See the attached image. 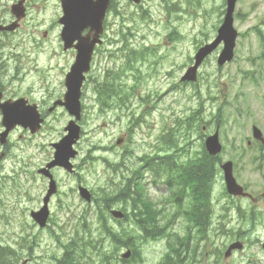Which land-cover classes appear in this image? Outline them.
Listing matches in <instances>:
<instances>
[{
	"label": "rangeland",
	"instance_id": "obj_1",
	"mask_svg": "<svg viewBox=\"0 0 264 264\" xmlns=\"http://www.w3.org/2000/svg\"><path fill=\"white\" fill-rule=\"evenodd\" d=\"M51 1L59 9L58 0ZM224 1L145 0L143 11H139L127 0H114L116 9L120 13L109 12L106 32L123 26L125 30L120 32L129 35L127 37L130 40L128 46L135 56L146 45L157 49L150 50L142 59L148 60L149 64L156 65L160 74L155 79L145 78L138 84V88L143 90L141 93H137V103H135V105L137 104V129L128 127L131 121L127 114L117 117L116 113L110 115L96 113L97 107L93 104L90 94L91 84H88L84 93V133L78 142L82 150L78 157H82L87 151L89 166L85 169L84 174L81 172L82 178L79 175H67L60 169L54 172L59 184L60 195L57 192L52 198L50 210L53 216L52 229H56L57 235H64L57 230L62 226H53L61 223V211H66L67 204L70 209H73V203L78 202L74 194H68L66 199L61 196L62 193H67L68 188L83 181L94 191V194L100 195V197L113 194L121 180L131 177L137 171L140 164L139 158L143 156L141 148L150 150V147H147L148 143L154 142L155 136L162 138L165 133H172L171 123L174 121V116L185 117L193 110L196 112V120L193 122L192 129L179 130L176 135V137L185 136L187 131H190L189 140L192 142L189 145L190 157L197 156L201 150L199 126L207 123L209 130L219 127V135L223 144V152L219 157L225 160L226 154H229L239 158L235 174L250 189L256 191L262 184L264 181V146L253 145L252 148L242 151L236 149L239 147V142L235 147L233 136L237 132L241 137L242 146L246 147L245 139L250 138V128L253 124L257 125L264 134V107L256 101L258 95L263 91L264 82L252 85L250 79L253 78L257 81V74L264 73V47L260 43L264 37V0H239L236 3L233 26L237 31V38L231 62L217 67L216 58L220 47L201 65L196 83H189L184 88L175 87L169 90L172 84L176 86L180 82L179 76L190 64L196 49L204 41L211 40L215 36L218 27L215 25L222 19ZM37 2L39 0H35V4ZM172 4L175 5L171 10ZM50 8L57 11L54 7ZM32 13H35V10ZM45 29L51 30L47 24H32L31 18H27L22 29L15 36H1L0 43L1 40H4L9 43L21 44L22 41L28 40L27 44L30 48L27 49L32 50L30 56L33 57L39 47V45H34L33 40L41 37ZM254 31L259 32L258 36ZM56 39L57 37H55ZM40 43L44 48L51 49L56 41L54 42L49 36ZM33 47L35 48L33 49ZM114 48L113 45H106L107 50ZM70 53L61 56L57 63L54 59L48 72L39 69V72L22 78L23 81L20 79L10 82L13 85L6 83L4 86L0 83V88L5 90L3 96L10 97L21 94L31 98L33 88L40 86L36 89V98H41L43 108L47 109L61 93V86L57 82L58 73L65 71L70 64ZM24 63L27 67L25 70L27 74L34 72L33 67L41 65V62L30 59H26ZM100 65L111 66L112 63L103 60ZM256 65L260 66L256 72H253ZM145 66L142 67V72L146 70ZM0 69L2 68L0 67ZM167 70L169 74L173 75L172 77H167L165 74ZM145 75H149V73ZM32 79L35 80L33 88L24 90L20 87ZM128 81H132V78H129ZM46 82H51L55 86L52 91L41 86ZM169 108L172 110H168ZM167 112L169 113L167 114ZM167 116L171 119H167ZM67 119L68 116L61 109L49 115L36 141L47 142L57 136ZM144 131L147 136L142 134ZM21 138L22 135L16 129L10 134L9 144L6 148L0 145V151L4 152V162L0 168V244H9L19 229L23 230L24 240H29L37 235L28 213L40 206L47 185L46 180L36 173V169L47 158L49 151L45 145L42 146L40 156L34 161L28 157L27 147H17L16 141ZM171 138H173L172 135ZM117 140L120 143H117ZM159 144V148H164L163 144ZM125 151L130 152L131 163L122 162ZM178 156V161L183 163L180 155ZM75 163L78 164L77 169L80 170L79 159ZM122 165H127L129 169H120ZM161 172L163 174V171ZM139 173L144 175L142 182L146 187L147 196L152 202V211L156 216H159L160 232L155 233V238H144L138 225L137 229L131 222L119 225L109 214L106 223L112 233H116V231L120 233V227H124L126 232L132 234L134 242L137 244V258H134L132 264H160L165 255L172 251V246L164 243L166 238L158 240L157 237L164 233L165 224L172 218L173 208L169 206L167 191L153 188L148 183L151 177L150 173L143 172V170H140ZM171 175L177 176L174 172ZM159 184L161 183L159 182ZM210 186L214 204V221L228 210L238 209L242 213L250 206L247 202L227 200L222 191L223 183L220 173L214 175ZM181 200L185 207L188 203L187 198L183 197ZM60 202H62L61 205ZM115 205V207L125 209L128 214H131L130 208L123 201L119 200ZM91 217L94 220V216ZM241 221L245 225L238 221L233 226V231L222 234V242L233 237H241L246 242V253L249 255L237 254L235 258L226 260L223 258L221 246L214 247L207 243L201 247L200 258L196 259V264H239L237 260L253 257L252 250L258 246L259 238L264 236V225H251L250 218H242ZM184 225L181 217L172 222V228H174L172 230L175 234L171 236V239L174 247L182 250L180 257L177 249L173 252L171 259L173 264H187L185 260L190 257V253H194L193 246L185 249L187 239H184L186 233ZM240 227H243L242 229L246 232L239 233L238 228ZM90 228L97 234L99 233L97 223L91 224ZM67 233V236H71L72 231L69 229ZM194 236L209 240L208 235L204 233L195 232ZM17 237L20 238L21 234H18ZM40 239L44 244H49V248H55L56 245L50 238L48 230L40 234ZM101 242L105 246L108 245L104 239H101ZM191 244L193 243L190 242L189 245ZM6 248L9 256L22 253L21 251L15 254L9 247ZM126 249L129 248L123 246L120 252L117 249V256L125 252ZM178 257L182 262L178 261ZM262 257L264 258V254ZM30 264H35V261Z\"/></svg>",
	"mask_w": 264,
	"mask_h": 264
},
{
	"label": "water",
	"instance_id": "obj_2",
	"mask_svg": "<svg viewBox=\"0 0 264 264\" xmlns=\"http://www.w3.org/2000/svg\"><path fill=\"white\" fill-rule=\"evenodd\" d=\"M109 0H61L62 7L64 11V18L70 23H66V28L63 30V38L65 41L71 42L74 37H77L79 42V54L75 65L72 67V71L68 76L67 85L69 88V93L72 96L69 101V109L71 112L78 111V106L76 102L77 89L81 80V71L87 69L88 57L92 46L97 42L98 34L101 32V21L104 16L105 9L108 5ZM138 2L139 0H133ZM236 0H227V11L224 18V22L218 29V35L215 40L207 44L196 52L194 58V64L190 66L185 75L181 78L182 80L193 81L196 79V70L199 66L201 60L211 52L221 41L224 43L220 55L218 57V64H223L232 58L234 41L236 37V32L232 27V12L234 9V4ZM90 26V30L94 31V36L92 39L81 38L79 36L80 31L86 27ZM3 124L6 126V130H9L16 122L21 118V114L8 108H3ZM76 136V129L72 127L70 132V137ZM206 149L209 153L215 154L220 151V145L217 140V135L207 137L205 141ZM230 163L227 162L223 165L224 177L226 181L227 190L232 194H242V188L236 183L235 179L231 174ZM112 215L114 217H121L123 214L120 211L112 210ZM33 218L43 226L45 223L46 212L41 210L38 213L32 214ZM232 247L240 246L233 245Z\"/></svg>",
	"mask_w": 264,
	"mask_h": 264
},
{
	"label": "flooded vegetation",
	"instance_id": "obj_3",
	"mask_svg": "<svg viewBox=\"0 0 264 264\" xmlns=\"http://www.w3.org/2000/svg\"><path fill=\"white\" fill-rule=\"evenodd\" d=\"M0 7V25L3 26V28H0V34L3 36L12 35L16 32V30L22 28L26 22L28 14L32 13L37 8L35 0H0ZM2 54L5 55L4 52H2ZM48 90L51 91L50 87ZM17 96L33 100V97L30 98L21 94ZM17 96H10L7 97V99L15 98ZM1 100H3V98L0 96V101ZM200 181L204 182V179L200 178ZM202 189H204L203 195L207 196L208 198V205L204 209L200 219L195 222V232L208 235L209 240L207 241L205 238L194 236L192 244L194 253H190V257L185 260L187 264H196V259L200 258L201 247L205 246L207 243L214 247L221 246L223 249L224 259L227 260L235 257V251L230 252V257H226L225 252L231 244L235 243L234 241L243 240V238L233 237L228 241L222 242V234L233 231V226L236 225L238 221L242 225H245L244 222L241 221L242 218H250L251 225H264V197L259 191L254 194V190L247 188L252 192L251 200L253 201V204L249 203L250 206H248L247 209H245L242 213L239 212L238 209L228 210L221 214L218 219L214 221L215 218L213 217L214 204L212 202V193L207 192L206 185H203ZM242 228L243 227L238 228V232L243 234L246 231ZM244 246L245 248L242 251H239V254L249 255L246 253V242ZM252 252L254 253L253 257L242 258L237 260V262L239 264H264V258L262 257L264 254V249L256 247L252 250Z\"/></svg>",
	"mask_w": 264,
	"mask_h": 264
},
{
	"label": "trees",
	"instance_id": "obj_4",
	"mask_svg": "<svg viewBox=\"0 0 264 264\" xmlns=\"http://www.w3.org/2000/svg\"><path fill=\"white\" fill-rule=\"evenodd\" d=\"M189 120H191V121L196 120L195 115L193 114L189 118ZM189 120L186 119L185 121H189ZM178 122H180V118H176V120L174 122V127L178 126L177 125ZM203 161H207V163L205 164ZM202 162L203 163H202L201 169L197 170L191 174V178L197 184V194H199V195H201V194L203 195L204 189H202V186L206 185L210 175L213 173V168H211V165H212L211 157L210 156L203 157ZM200 178H203L204 182L199 181ZM135 188H137V194L135 193L136 192ZM123 191L125 193H130L132 196L135 194L136 198L132 199V205H133L136 213H137V210H138V212H142V207L145 205L141 202V198H140V194H139V186H138V184L136 186V182L134 181V179L128 180V183L124 187ZM203 201H204V198H201L199 200V202H203ZM195 214H196V212H195ZM138 215H139V217H141V215L145 216L146 214L143 212V213H138ZM4 252H5L4 250L0 249V264H10V261H9L10 259L6 255H3Z\"/></svg>",
	"mask_w": 264,
	"mask_h": 264
},
{
	"label": "bare ground",
	"instance_id": "obj_5",
	"mask_svg": "<svg viewBox=\"0 0 264 264\" xmlns=\"http://www.w3.org/2000/svg\"><path fill=\"white\" fill-rule=\"evenodd\" d=\"M251 100V99H250Z\"/></svg>",
	"mask_w": 264,
	"mask_h": 264
}]
</instances>
